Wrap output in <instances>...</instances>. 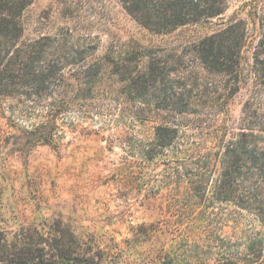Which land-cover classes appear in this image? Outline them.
Returning <instances> with one entry per match:
<instances>
[{
	"label": "rangeland",
	"instance_id": "rangeland-1",
	"mask_svg": "<svg viewBox=\"0 0 264 264\" xmlns=\"http://www.w3.org/2000/svg\"><path fill=\"white\" fill-rule=\"evenodd\" d=\"M263 10L264 0H228L219 17L157 32L121 0H34L22 15L26 39L58 34L99 47L93 57L105 63L108 53L153 49L168 69L186 71L193 112L174 119L151 111L109 73L74 112L59 115L48 145L28 132L42 112L0 96V227L37 230L51 243L62 236L84 256L82 264H264V224L255 214L179 185L173 151L143 154L164 120L180 124L184 142L203 153L244 124L245 102L264 100L254 58ZM240 18L247 21L244 81L231 96L233 80L203 69L193 44ZM139 64L128 60L122 68Z\"/></svg>",
	"mask_w": 264,
	"mask_h": 264
},
{
	"label": "trees",
	"instance_id": "trees-1",
	"mask_svg": "<svg viewBox=\"0 0 264 264\" xmlns=\"http://www.w3.org/2000/svg\"><path fill=\"white\" fill-rule=\"evenodd\" d=\"M33 1L0 0V96L15 99L19 107L42 112L39 116L43 118L28 130L36 144L53 145L59 115L74 112L83 93L92 92L109 73L119 76L118 83L130 93L136 92L139 102L151 111L166 113L174 119L193 112V104L186 97V71L168 69L153 49H145L140 55L129 49L118 55L108 53L105 63L93 57L99 47L67 41L58 34L26 39L22 15ZM121 2L140 24L157 32L207 21L228 9V0ZM260 24L263 33L254 58L258 67L256 74L264 89V10ZM246 42L247 21L240 18L193 44L203 69L233 80L231 96L244 81L241 65ZM128 60H138V68L123 69L122 63ZM243 114L245 122L238 131L232 134L226 131L219 138L218 148L204 153L184 142L180 124L164 120L155 126L153 141L143 149V154L147 159H154L173 151L179 185L187 183L201 199L209 197L233 203L255 214L264 224V100L255 102V96L249 98ZM261 252H264V242ZM85 261L62 236L51 243L37 230L32 232L22 227L9 233L0 227V264H82Z\"/></svg>",
	"mask_w": 264,
	"mask_h": 264
}]
</instances>
